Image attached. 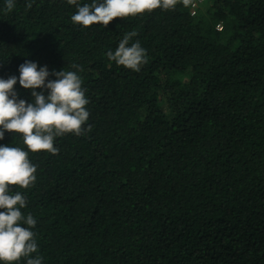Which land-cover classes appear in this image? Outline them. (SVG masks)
Instances as JSON below:
<instances>
[{
    "label": "trees",
    "instance_id": "trees-1",
    "mask_svg": "<svg viewBox=\"0 0 264 264\" xmlns=\"http://www.w3.org/2000/svg\"><path fill=\"white\" fill-rule=\"evenodd\" d=\"M75 12L0 0V77L26 59L79 64L90 101V130L30 152L37 180L12 186L43 264H264V0H205L194 14L179 0L108 27L73 24ZM131 31L147 50L139 72L106 56ZM15 135L0 144L25 148Z\"/></svg>",
    "mask_w": 264,
    "mask_h": 264
},
{
    "label": "clouds",
    "instance_id": "clouds-1",
    "mask_svg": "<svg viewBox=\"0 0 264 264\" xmlns=\"http://www.w3.org/2000/svg\"><path fill=\"white\" fill-rule=\"evenodd\" d=\"M76 12L73 24L87 28L92 25L108 27L115 18L137 17L154 10H174L179 0H65ZM187 5L188 0H183ZM5 10L11 12L16 0H4ZM28 6H31L30 4ZM135 31L126 32L115 50H108L109 62L139 72L147 63V50L142 47ZM49 70L32 60L18 67L19 75L0 77V141L5 133H15V140L25 148L0 144V264H43L36 233V218L22 212L27 208L26 193L12 186L29 189L37 180V166L29 153L45 152L55 155L58 138L66 134L82 136L90 130V103L83 87L82 67ZM54 77V79L52 78ZM17 82L30 90L31 100L20 98ZM39 89V91H38Z\"/></svg>",
    "mask_w": 264,
    "mask_h": 264
},
{
    "label": "built area",
    "instance_id": "built-area-1",
    "mask_svg": "<svg viewBox=\"0 0 264 264\" xmlns=\"http://www.w3.org/2000/svg\"><path fill=\"white\" fill-rule=\"evenodd\" d=\"M204 2L205 0H188L187 4L190 6V11L192 12V14H194L196 9L199 8ZM217 29L221 30L222 27L218 25Z\"/></svg>",
    "mask_w": 264,
    "mask_h": 264
}]
</instances>
